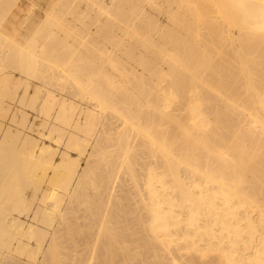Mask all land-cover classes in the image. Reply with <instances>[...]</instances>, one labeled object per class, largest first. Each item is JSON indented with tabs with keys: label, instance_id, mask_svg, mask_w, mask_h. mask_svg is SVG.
<instances>
[{
	"label": "bare ground",
	"instance_id": "6f19581e",
	"mask_svg": "<svg viewBox=\"0 0 264 264\" xmlns=\"http://www.w3.org/2000/svg\"><path fill=\"white\" fill-rule=\"evenodd\" d=\"M27 1L0 0V257L39 252L24 217L44 264H264V0Z\"/></svg>",
	"mask_w": 264,
	"mask_h": 264
},
{
	"label": "rangeland",
	"instance_id": "374dc122",
	"mask_svg": "<svg viewBox=\"0 0 264 264\" xmlns=\"http://www.w3.org/2000/svg\"><path fill=\"white\" fill-rule=\"evenodd\" d=\"M21 1H23L22 3V8H24V11H22L20 13V16H23V14H25L27 7H28V1L27 0H18V3L21 4ZM36 3L38 4V6L40 7H45L47 5V0H36ZM39 7H34L35 10H38ZM15 76L18 77L19 74H17V72L15 71ZM33 82H37L36 79H32ZM22 87L19 86L17 89V92H21ZM14 90V89H13ZM32 92V91H31ZM30 92V93H31ZM24 110L27 113V120L29 121H34V123H39L40 121V117H37L34 110L32 109V107L25 103ZM14 110V108H13ZM9 112L10 111H6V112H0V121L2 122V124H5L6 126L9 125L11 129H14L15 127V123L10 122L9 119L7 120V116H9ZM5 116V117H4ZM25 133H28L30 135H33L34 137H37L35 131L31 132V131H25ZM46 175L43 176H32L30 177L24 184L22 190H23V194L25 196V203H24V207L26 208H30L35 206V204H37V196L39 195V193L41 192V189H44L47 185L49 186V184L47 183V179H46ZM35 192V198L31 197V194ZM66 200L63 201V207L66 204ZM15 213V210L13 211ZM68 215V214H67ZM24 220L25 223H23V227L26 228L28 224H32V225H36L37 229L39 231L38 234L33 235L31 238L27 239V243L28 246H35L36 243H40L41 247L39 249V252H37L35 254V258H31L30 256L27 255L26 252H13L12 253V257L10 259V257H0V264H8L11 263L13 260H16L17 262L15 264H44V262L42 261V255L49 243V241L51 240V237L53 235V226L51 227L48 223H29L30 219L29 218H22ZM54 224V228L56 229L55 231V237H59V234L62 233V244L64 245V250L67 254L70 253V245H71V235L67 233L66 230V225L65 222L62 223H53ZM15 238L12 239V242L14 243ZM24 241L26 242V240L24 239ZM34 261V262H33ZM63 264H68L66 261Z\"/></svg>",
	"mask_w": 264,
	"mask_h": 264
}]
</instances>
